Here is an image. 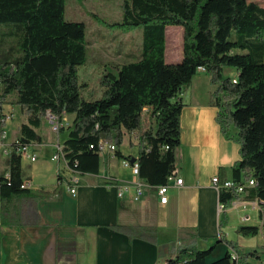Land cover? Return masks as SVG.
I'll list each match as a JSON object with an SVG mask.
<instances>
[{
  "label": "trees",
  "instance_id": "trees-1",
  "mask_svg": "<svg viewBox=\"0 0 264 264\" xmlns=\"http://www.w3.org/2000/svg\"><path fill=\"white\" fill-rule=\"evenodd\" d=\"M66 3L0 0V142L4 105L11 95H17L14 104L28 116L11 144L7 174L0 176L1 202L33 194L22 188L28 179L19 150L41 140L39 131L49 114L60 122L65 115H75L63 144L71 171L98 173L101 140L117 146L118 158L130 160L119 147L126 133H137L140 178L152 187L166 184L177 169L181 144L180 94L203 67L217 86L214 104L221 132L240 146L233 180L256 182L248 195L261 203L264 230V7L249 0H123L119 20H99L110 28H141V51L127 53L116 73L101 78V97L86 99L78 71L88 59L87 26L66 18ZM168 26L184 30L178 63L165 59ZM227 68L237 71L233 81L224 77ZM231 127L238 130L235 138ZM237 197L230 190L219 193L224 210ZM238 231L257 236L260 227L241 226ZM223 241L231 250L218 259L209 260L216 245L205 250L182 247L164 264H252L261 258L257 251L245 253L236 243ZM262 249L264 254V244Z\"/></svg>",
  "mask_w": 264,
  "mask_h": 264
},
{
  "label": "crops",
  "instance_id": "crops-1",
  "mask_svg": "<svg viewBox=\"0 0 264 264\" xmlns=\"http://www.w3.org/2000/svg\"><path fill=\"white\" fill-rule=\"evenodd\" d=\"M87 33L90 44V35L100 41L106 34L101 28L90 34L87 29ZM108 36L114 38L116 35L108 33ZM182 57L183 54L177 63ZM165 59L167 62V54ZM229 71L225 69L224 72L228 75ZM232 77H237V71ZM216 90L211 77L206 72H198L180 94L184 107L180 119L177 169L183 185L170 186L167 204L160 203L154 188L148 189L139 202L130 196L120 199L118 187L131 185L134 176L129 168L122 166L124 158L113 153L100 155L97 174L74 173L65 159L52 161L57 145L64 144L60 143L59 136L69 133L75 118L73 114L65 115L60 132L55 133L56 141L48 139L45 142L41 135V140L28 148V153L36 156L35 161L28 158L31 163L38 160L36 151L44 152L48 148V153L43 154L41 167L31 166V172H27L22 165L33 194L1 202L0 264H164L175 258L182 247L205 250L221 241L224 248L220 252L223 253L215 255L213 252L209 259L212 261L229 250L223 241H228L229 232L235 231L237 240L240 236L251 237L238 231L241 226H258L264 233L261 203L249 197L251 187L238 194L225 210H219V192L212 179L218 176L233 180L232 167L240 159V146L234 139L224 137L216 121ZM16 108L20 111L21 121L14 139L5 144L9 147L19 138L20 127L28 119L16 104L7 103L4 112L14 115ZM48 119L49 116L40 129L47 130V134L52 132ZM45 124L50 127L45 128ZM230 133L235 138L237 128L231 127ZM133 134L126 133L123 144L139 146L135 157L128 153L130 160H136L141 151V144L132 138ZM119 150L126 154L121 148ZM50 162L57 163L56 182L40 178L46 170L49 174L55 172ZM7 170L6 160L0 176L7 174ZM77 175L80 183L76 194L72 195L68 181ZM225 225L228 227L226 231L223 230ZM236 244L245 253L262 250L246 251L242 245ZM218 247L216 245L215 251ZM260 261L264 264L263 258Z\"/></svg>",
  "mask_w": 264,
  "mask_h": 264
},
{
  "label": "rangeland",
  "instance_id": "rangeland-1",
  "mask_svg": "<svg viewBox=\"0 0 264 264\" xmlns=\"http://www.w3.org/2000/svg\"><path fill=\"white\" fill-rule=\"evenodd\" d=\"M122 1L123 0H67L66 3V18L68 20L75 21H83L87 25V29L89 34L92 31H95L99 28L103 29L105 32V36L102 40L97 41L96 37H92L90 35L91 44L89 45V54L87 62L84 66L79 67V79L82 84H84L85 89L83 91L84 97L86 99L93 98L97 99L102 96V87L100 85L101 78L109 72L116 73L117 69L124 63V54L129 53L130 51H134L139 53L142 47L143 41V32L141 28L136 30H122L118 28H110L106 23L99 20V18H103L108 21H117L122 17ZM259 4L264 7V0H249ZM98 24V25H97ZM109 34H115L116 36L113 38L108 36ZM109 40H111L109 42ZM108 41V42H107ZM183 43H184V30L181 26H168L166 29V52L167 54V63H177V59L183 54ZM230 69V68H227ZM228 72L232 81L236 79V77H232L233 74L236 73L235 69H230ZM227 73L224 72V77H228ZM217 89V86H216ZM17 97L16 94H13L9 97V101L7 103L14 104V99ZM6 103V104H7ZM5 104V105H6ZM4 105V106H5ZM7 110V108H6ZM19 109H14V118L7 119L5 121V134L3 137V146H0V158L3 159V162H0V173L5 170L6 160L8 159V154H5V150L10 152L9 146L5 145L10 140L14 139V133L17 131V125L21 121L19 117ZM47 121V120H46ZM147 124V122L145 123ZM45 128L50 127L49 124L44 125ZM40 135L43 136V140L46 142L49 140H57L56 134L50 132L47 134V130H40ZM68 138L67 132L61 133L59 136L60 143L63 144L65 139ZM132 138L135 140H139V134L134 133ZM46 148V147H45ZM121 150L125 152V156H128V153H131L133 157H135L136 153L139 151V146H120ZM32 150V148H31ZM48 153V148L44 150V152L36 151L37 154V162L31 163V161L27 157H22V165L25 171L31 172V166L41 167L42 157ZM44 154V155H43ZM5 160V161H4ZM52 166H54L53 172L49 174L48 170L42 172L39 176L41 180H45L47 182H56L57 179V163L50 162ZM45 175V176H44ZM45 177V178H44ZM227 229V225L224 226L223 230ZM226 231V230H225ZM233 232H229L228 241L233 243H238L242 245L246 251H252L253 249H261L264 241V233L260 232L257 236H251L249 238H244L240 236L237 240V236ZM217 242V239L215 240ZM218 249L214 250V254L220 252L224 247L221 242H217L216 244ZM227 249L230 250L229 245H227ZM262 251V252H261ZM261 258L253 259L252 264H261V259H264L263 249L258 250ZM223 253V252H220Z\"/></svg>",
  "mask_w": 264,
  "mask_h": 264
},
{
  "label": "built area",
  "instance_id": "built-area-1",
  "mask_svg": "<svg viewBox=\"0 0 264 264\" xmlns=\"http://www.w3.org/2000/svg\"><path fill=\"white\" fill-rule=\"evenodd\" d=\"M198 72H206V71L203 67H200L198 69ZM5 115H6V120L12 119L14 117V115L11 113H8ZM48 116H49L48 120L51 124L52 132L58 134L62 127L61 122L53 115L49 114ZM0 146H3V141L0 142ZM9 148H10V152H7L5 150V154H8V156L11 154V146ZM28 148L29 147L22 148L21 150H19V153L23 157L25 156L31 159V161H35L36 156L35 155L31 156L28 153ZM98 149H99L100 154H103L105 152H110L115 155L117 146L114 144H110L104 140H101L98 144ZM61 159H65L64 153H63V146L57 145L56 153L52 156V161L58 162ZM122 166L125 168H129L131 170L134 176V181L131 185H121L118 187V197L120 199H124L125 197L130 196V198H132L133 201L139 202L145 196V193L148 189L154 188L155 192L157 193V196L159 197L160 203L167 204L169 200L168 191H169L170 186L173 184H175L176 186L183 185V179L178 176V169L174 170L173 173L168 177V181L166 184L152 187L145 180L140 178V165L137 161L132 162V160L123 159ZM74 173H77V172H74ZM79 183H80V180H79L78 175L72 176L69 179L68 185L70 187V192L72 195L76 194V189ZM212 184L218 190L219 193L221 190L225 189V190H230L233 193L238 195V194L244 193L248 187H254L256 185V182L254 181V179H251L247 182V184H240V183L235 182L234 180L221 181V179L218 176H216L212 179ZM30 187L31 186H30L29 181L25 182L22 185V188L30 189ZM219 210L223 211L224 205L220 204ZM1 225H2V222H1V186H0V226ZM233 257H236V255L234 254Z\"/></svg>",
  "mask_w": 264,
  "mask_h": 264
},
{
  "label": "water",
  "instance_id": "water-1",
  "mask_svg": "<svg viewBox=\"0 0 264 264\" xmlns=\"http://www.w3.org/2000/svg\"><path fill=\"white\" fill-rule=\"evenodd\" d=\"M135 160H132V162H134Z\"/></svg>",
  "mask_w": 264,
  "mask_h": 264
}]
</instances>
